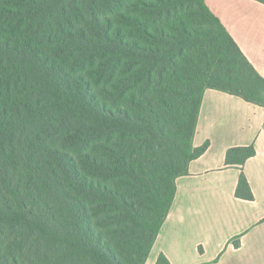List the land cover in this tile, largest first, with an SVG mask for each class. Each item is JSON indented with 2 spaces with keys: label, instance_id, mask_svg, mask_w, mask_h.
<instances>
[{
  "label": "trees",
  "instance_id": "obj_1",
  "mask_svg": "<svg viewBox=\"0 0 264 264\" xmlns=\"http://www.w3.org/2000/svg\"><path fill=\"white\" fill-rule=\"evenodd\" d=\"M207 90L264 107L204 0H0V264H146Z\"/></svg>",
  "mask_w": 264,
  "mask_h": 264
},
{
  "label": "crops",
  "instance_id": "obj_2",
  "mask_svg": "<svg viewBox=\"0 0 264 264\" xmlns=\"http://www.w3.org/2000/svg\"><path fill=\"white\" fill-rule=\"evenodd\" d=\"M264 78V4L204 0ZM207 151L177 179V193L146 264H264V107L217 90L203 96L195 148ZM254 146L242 168L227 167L232 148ZM244 174L253 200L236 196Z\"/></svg>",
  "mask_w": 264,
  "mask_h": 264
}]
</instances>
